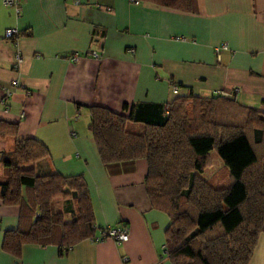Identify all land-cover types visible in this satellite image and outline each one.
Masks as SVG:
<instances>
[{"label": "crops", "instance_id": "crops-1", "mask_svg": "<svg viewBox=\"0 0 264 264\" xmlns=\"http://www.w3.org/2000/svg\"><path fill=\"white\" fill-rule=\"evenodd\" d=\"M2 3L0 158L16 141L42 144L47 156L27 168L81 176L94 230L69 247L52 242L6 252L5 234L29 226L21 189V205L0 201V264H173L163 254L168 218L145 192V160L103 164L87 129L88 108L126 116L132 106L154 112L176 97L222 93L264 114V0H188L184 11L139 0H19L17 16ZM14 27L17 39H5ZM221 45L226 50L216 54ZM72 54L80 60L69 62ZM13 80L18 87L3 97ZM53 202L59 212L76 211L70 197ZM118 226L128 231L122 244L89 240ZM247 264H264V233Z\"/></svg>", "mask_w": 264, "mask_h": 264}, {"label": "trees", "instance_id": "trees-1", "mask_svg": "<svg viewBox=\"0 0 264 264\" xmlns=\"http://www.w3.org/2000/svg\"><path fill=\"white\" fill-rule=\"evenodd\" d=\"M139 1L183 11L188 4ZM88 110L87 129L103 164L145 160V192L151 207L168 218L164 247L173 264L248 263L264 233V114L220 93L176 97L154 112L132 106L126 116L95 106ZM47 153L26 139L0 158V201L28 202V228L6 233L2 243L14 256L29 244L69 247L94 230L81 176H39L27 168ZM213 155L220 167L201 179ZM60 197L74 200L75 213L55 209L53 200Z\"/></svg>", "mask_w": 264, "mask_h": 264}, {"label": "built area", "instance_id": "built-area-1", "mask_svg": "<svg viewBox=\"0 0 264 264\" xmlns=\"http://www.w3.org/2000/svg\"><path fill=\"white\" fill-rule=\"evenodd\" d=\"M133 3L136 4V2H133ZM2 4L4 7L11 9L15 16L18 15V13H19V0H3ZM18 36H19V33H18V30L16 27L7 29L3 33V37L5 39H15L16 40ZM220 50H226V47L224 45H221V46H219V48H216L214 51L217 54ZM89 55H91V57H93V58L97 57L94 54V52H91ZM79 60H80V57L77 54H72L68 58V61L71 63H76ZM20 63H21V56L19 55V53H16L15 57H14L13 69L17 70ZM8 85L9 86L7 88L6 87L1 88L3 97L10 96V90L9 89L18 87L16 80L10 81ZM172 93L176 94V87L175 86L172 87ZM220 94L224 95L222 93H220ZM127 238H128L127 228L124 226H118V227H114V228H107V227L103 228L99 231L98 236L91 237V238H89V240L98 242V241H101L104 239H109L115 245H119V244L126 242ZM163 254L165 256L167 255L165 247H163Z\"/></svg>", "mask_w": 264, "mask_h": 264}, {"label": "rangeland", "instance_id": "rangeland-1", "mask_svg": "<svg viewBox=\"0 0 264 264\" xmlns=\"http://www.w3.org/2000/svg\"><path fill=\"white\" fill-rule=\"evenodd\" d=\"M223 97H226V95H222ZM136 127V126H134ZM135 129V128H133ZM218 167H220V162L218 161L217 157H215V155H213L212 157V165L210 168L204 170L202 173H200L201 179L203 178H207L209 176H211ZM213 172V173H211Z\"/></svg>", "mask_w": 264, "mask_h": 264}]
</instances>
